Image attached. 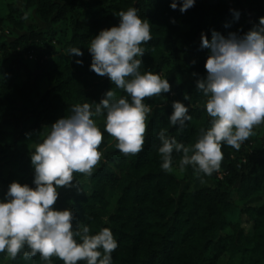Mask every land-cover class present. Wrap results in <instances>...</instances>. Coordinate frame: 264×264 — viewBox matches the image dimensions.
<instances>
[{"label": "trees", "instance_id": "obj_1", "mask_svg": "<svg viewBox=\"0 0 264 264\" xmlns=\"http://www.w3.org/2000/svg\"><path fill=\"white\" fill-rule=\"evenodd\" d=\"M170 3L0 0V198L13 181L34 187L29 153L36 133L49 131L58 119L70 116L76 104L99 103L112 88L117 96H127L107 76L90 70L88 47L101 30L118 26L120 11L136 7L140 17L150 22L152 35L142 45L141 70L161 72L162 78L169 79L171 91L145 99L153 112L141 152L124 155L116 147L117 140L104 132L99 146L102 156L92 175L74 173L79 190L62 187L54 207L72 208L90 234L110 228L118 243L111 253L112 264H220L225 256L231 264H264V199L253 204L264 192V125L257 126L260 134L250 136L239 150L222 146L220 169L211 176L194 172L190 165L182 177L166 172L157 151L162 129L191 147L201 129L210 127L207 97L196 90L198 76L193 75H206L209 50L200 46L201 33L211 39V30L222 35L247 32L264 17V0H196L183 14L171 9ZM232 10L241 13L239 20ZM73 47L83 55H71ZM30 54L35 55L34 79L19 82L11 58ZM188 75L192 79L182 81ZM173 101L190 106L192 120L183 129L168 120ZM97 122L103 132L104 117ZM182 155L173 152V170L178 171ZM198 177H210L214 186L188 191L187 185ZM23 251L14 260L0 253V264H49L39 254L25 259ZM50 264L63 261L52 256Z\"/></svg>", "mask_w": 264, "mask_h": 264}, {"label": "clouds", "instance_id": "obj_2", "mask_svg": "<svg viewBox=\"0 0 264 264\" xmlns=\"http://www.w3.org/2000/svg\"><path fill=\"white\" fill-rule=\"evenodd\" d=\"M195 4L196 0H171L169 7L183 14ZM138 11L136 7L120 11L118 26L101 30L88 47L90 70L107 76L127 96H117L112 88L99 103L74 105L72 114L53 123L42 142L29 153L34 187L13 181L0 198V253L11 259L27 248L23 251L25 259L39 254L49 264L52 256L63 264H112L111 253L118 243L111 229L104 227L90 234L89 227L78 222L72 208L60 210L54 205L62 187L79 190L78 182L73 183L74 173L92 175L102 156L99 146L104 132L117 140L116 147L124 155L141 152L153 112L145 99L171 91L169 79L162 78L161 72L141 71L145 54L142 45L152 35L150 22L142 19ZM232 11L239 20L241 13ZM200 46L209 50L204 65L206 75H193L198 76L196 90L207 97L210 127L201 129V136L191 147L167 135L165 129L159 132L157 151L166 172L173 171V152H177L183 154L179 172L190 165L194 172L211 176L220 169L222 146L239 150L254 135V128L264 125V17L244 33L222 35L211 30L209 39L202 32ZM70 54L83 55L76 47L70 49ZM75 62L83 64L82 60ZM184 99L189 96L185 94ZM172 109L170 124L183 129L192 120L190 106L173 101ZM102 116L103 132L97 122Z\"/></svg>", "mask_w": 264, "mask_h": 264}, {"label": "rangeland", "instance_id": "obj_3", "mask_svg": "<svg viewBox=\"0 0 264 264\" xmlns=\"http://www.w3.org/2000/svg\"><path fill=\"white\" fill-rule=\"evenodd\" d=\"M6 3H15V4H20L21 0H4ZM41 29H44L45 27L42 26L40 23L35 22ZM1 33H3L1 31ZM7 33V32H6ZM12 61V65L13 67H15L16 71L18 72V74L20 75L19 77V82H28L31 83L32 80L34 79L35 76V55L30 54V55H24V56H18V55H13V57L11 58ZM142 72H144L143 70H141ZM24 73H26L29 76H25ZM192 79V75H188L186 77L183 78L182 81H189ZM254 134H256L258 132V134H260V131L257 127L254 128ZM48 131L47 130H42L38 133H36L32 143L30 144V149L31 151H34L35 145L37 143H40L41 140L47 135ZM261 136H263L264 139V135L262 134ZM174 172H177L178 175L180 177H182V173L180 174L178 171L173 170ZM203 178V182H201V177H198L193 183H190L187 185V190L188 191H194V190H199V189H203V188H210L214 186V180H212L210 177H202ZM263 198L262 199H257L255 200V202H253V204H260L262 203L263 199H264V192L262 193ZM257 201V202H256ZM220 264H231V261L229 259L228 256H225Z\"/></svg>", "mask_w": 264, "mask_h": 264}]
</instances>
